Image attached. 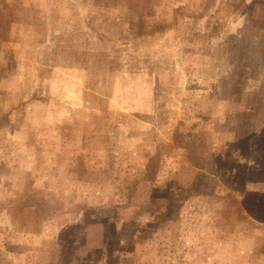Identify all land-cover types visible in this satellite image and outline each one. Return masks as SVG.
<instances>
[{
	"label": "rangeland",
	"instance_id": "obj_1",
	"mask_svg": "<svg viewBox=\"0 0 264 264\" xmlns=\"http://www.w3.org/2000/svg\"><path fill=\"white\" fill-rule=\"evenodd\" d=\"M263 198L264 0H0V264H264Z\"/></svg>",
	"mask_w": 264,
	"mask_h": 264
},
{
	"label": "trees",
	"instance_id": "obj_2",
	"mask_svg": "<svg viewBox=\"0 0 264 264\" xmlns=\"http://www.w3.org/2000/svg\"><path fill=\"white\" fill-rule=\"evenodd\" d=\"M223 198H225V200L224 201H226V202H224V205H226V206H231V208L233 207V208H238V205H237V201H236V199H234V197L233 196H231V194H225L224 196H223ZM260 204L257 206V207H255V208H253L252 210H250L249 212H248V214H247V216L246 215H243V217L244 218H239V217H236L234 220H236V222H238V223H243V222H245V224L246 225H249V223H251L250 221H248V218H250V220H256V221H259V220H261V219H259L261 216L262 217H264V198L262 199V200H259L258 201ZM243 222H242V221ZM241 227V226H240ZM219 229L222 231V234L223 235H227V230L225 229V226H221V227H219ZM242 232V231H241ZM240 232V233H241ZM219 234H221V233H219ZM263 237V236H262ZM263 240H264V238H263ZM261 241H262V239H261Z\"/></svg>",
	"mask_w": 264,
	"mask_h": 264
}]
</instances>
